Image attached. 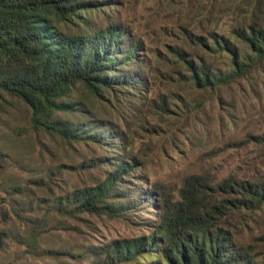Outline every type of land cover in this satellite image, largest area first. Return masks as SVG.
I'll return each instance as SVG.
<instances>
[{"label":"trees","instance_id":"1","mask_svg":"<svg viewBox=\"0 0 264 264\" xmlns=\"http://www.w3.org/2000/svg\"><path fill=\"white\" fill-rule=\"evenodd\" d=\"M207 2L201 22L225 21L227 30L194 33L183 28L180 43L166 46L154 64L119 26L97 30L90 25L87 15L103 17L115 0H0V106L10 105L8 99L21 102L29 110L33 131L57 136L67 145L112 150L110 157L68 166L106 172L92 186L54 197L47 212L64 219L87 214L115 220L150 206L156 211L155 220L146 222L147 234L94 248L92 264H261L253 246L241 239L240 228L241 219L264 208V170L251 178L230 174L217 182L188 176L177 199L143 190L144 180L133 190V183L126 182L143 164L132 154L129 137L90 116L89 105L72 95L81 87L105 108L127 103L130 109L134 100L141 101L149 77H156L182 89V109L196 110L205 95L246 79L264 64V0ZM177 100L160 95L152 102L160 114H173ZM69 116L89 120L65 118ZM245 141L264 149V134ZM33 183L48 186L44 179ZM15 215L30 231L17 240L32 249L48 219H27L18 211ZM9 239L1 229L0 251ZM57 255L49 252L54 259Z\"/></svg>","mask_w":264,"mask_h":264},{"label":"rangeland","instance_id":"2","mask_svg":"<svg viewBox=\"0 0 264 264\" xmlns=\"http://www.w3.org/2000/svg\"><path fill=\"white\" fill-rule=\"evenodd\" d=\"M206 3L207 0H115L103 17L89 14L87 18L97 30L109 24L119 26L129 34V41L141 44L139 54L155 64L154 58L163 56L166 46L180 43L183 28L194 33L206 32L204 28L218 33L227 30L225 21L216 25L201 22L200 12ZM145 90L141 101L134 100L130 109L127 103L105 108L81 87L72 94L74 100L89 105L90 116L123 129L129 137L132 154L143 164L133 180L126 182L133 183L129 188L136 189L144 180L143 190L177 199L188 176H204L217 182L230 174L251 178L264 170V149L245 141L249 135L264 134V64L246 79L205 95L196 110L182 109V89L161 78L149 77ZM160 95L178 99L175 113L157 111L152 101ZM8 100L10 105L0 106V230L6 229L10 239L0 251V264H92L94 248L148 233L146 222L155 220L152 214L156 212L151 206L115 220L87 214L64 219L49 214L47 206L54 197L92 186L106 172V168L74 171L68 166L110 157L112 150L86 143L67 145L57 136L35 132L26 106ZM51 171L54 173L47 178ZM39 179L46 180L48 186L37 187L33 180ZM15 211L27 219H48L32 249L18 241L28 237L30 231L17 219ZM241 221V239L253 246L256 260L264 264V208ZM49 252H58L57 258L49 256Z\"/></svg>","mask_w":264,"mask_h":264}]
</instances>
